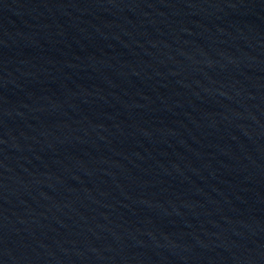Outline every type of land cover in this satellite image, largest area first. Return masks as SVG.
Segmentation results:
<instances>
[{
	"label": "water",
	"instance_id": "obj_1",
	"mask_svg": "<svg viewBox=\"0 0 264 264\" xmlns=\"http://www.w3.org/2000/svg\"><path fill=\"white\" fill-rule=\"evenodd\" d=\"M0 264H264V0H0Z\"/></svg>",
	"mask_w": 264,
	"mask_h": 264
}]
</instances>
